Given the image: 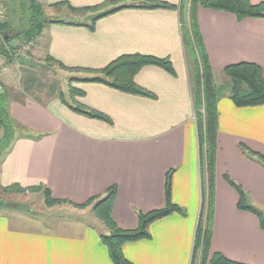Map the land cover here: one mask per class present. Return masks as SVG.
<instances>
[{"label": "crops", "instance_id": "1", "mask_svg": "<svg viewBox=\"0 0 264 264\" xmlns=\"http://www.w3.org/2000/svg\"><path fill=\"white\" fill-rule=\"evenodd\" d=\"M117 1L121 0H42L47 18L64 7L71 15L69 20L49 18L60 24L46 25L36 40L37 55L68 76L67 96L62 88L43 100L19 94L21 74L52 69L35 58L27 59L41 67L16 62L9 64L10 74L0 73L16 132L0 163V189L17 187L23 193L15 195L30 193L45 206L39 211H0V264H113L101 241L109 231L96 218L94 204L113 190V225L134 231L140 214L166 207L168 176L170 203L182 213L152 222L147 239L124 244L122 254L128 262L192 264L196 227L200 214L207 211L211 185L206 264L213 254L238 264H264V105L238 108L227 95L218 100L212 176L204 174L202 186L190 68L181 35L183 0H155L175 10L126 0L100 10L77 11ZM119 6L144 8L122 9L94 21ZM196 21L217 86L226 83L227 67L242 63L258 66L264 78V19L238 21L233 14L198 6ZM125 55L168 60L173 73L145 66L135 74L134 83L152 98L81 82L95 76L90 71ZM72 90L81 95H72ZM231 183L244 192L259 217L238 209ZM45 191L54 204H46ZM202 219L203 225L205 215Z\"/></svg>", "mask_w": 264, "mask_h": 264}, {"label": "trees", "instance_id": "2", "mask_svg": "<svg viewBox=\"0 0 264 264\" xmlns=\"http://www.w3.org/2000/svg\"><path fill=\"white\" fill-rule=\"evenodd\" d=\"M121 1L108 2L94 8H87L86 10L80 9L77 11L83 12L100 10L107 6L118 5L122 3ZM146 1L150 3V9H176V7L168 5L164 2L155 0ZM18 2L19 8L27 14V16L24 17L25 19L19 23V27H12V18L7 20V18L3 17L0 22V56L3 57V59H5L7 62H12L14 60L17 61L19 56L15 55L16 50L20 47V45L36 41L46 25L55 23L60 24V22H52L46 17L42 8V4L38 3L37 0H20ZM15 3H17L16 0H9L10 7H14ZM9 6L6 11L9 12L8 14L11 13L12 15H15L14 8H10ZM198 6L204 9L224 11L233 14L236 19L240 21L245 18L264 19V4L253 6L247 0H193L189 9L188 30L185 28L186 25L184 24L186 20L183 19L180 14L181 35L184 44V52L186 54L187 60L189 61L188 64L190 68V88L194 106V118L196 121L198 134V152L201 169L200 180L201 185L203 186L205 176L204 174H207L208 172L210 173V176H212L214 165L215 137L217 133L216 106L218 100L221 97L227 95L234 106L238 108L262 106L264 105V78L262 76V70L258 66L254 64L242 63L227 67L223 73L228 79V82L221 87L216 86L204 47L198 34L196 21V10ZM126 8L144 7L119 6L111 9V11L103 15L98 16L94 19V21ZM71 11L74 10L71 9ZM14 42L17 43L14 44ZM10 43H13V45H10ZM45 62L51 63V60L46 58ZM145 66H156L166 70L170 74L173 73L168 60H161L142 55H125L117 58L101 70L88 71L95 76L90 79H84L81 82L102 84L124 93L152 98L151 94L139 88L133 81L135 74ZM71 93L72 95H81V93H77L73 90ZM8 97V94L2 90V88H0V134L2 135L0 137V163L10 150L16 138L15 129L7 113ZM72 110L84 115H89L93 118L104 120V117L101 115L91 114L84 109L72 108ZM205 167L207 170L206 173L204 172ZM209 182L211 183L210 179ZM230 185L235 189L238 195V209L249 211L259 217L260 214L256 208L248 204V200L244 192L237 185L233 183ZM0 191L1 193H23V191L17 187L0 189ZM113 194L114 191L110 190L107 193V196L99 200L93 207L96 218L109 231L108 236H101V241L106 247L109 258L113 264H132L124 258L122 254V246L126 243L147 239L149 237L147 228L152 222L162 219L173 212L182 213V211L170 203V176H168L165 190L166 207L148 214H140L139 226L136 230L120 231L113 225L110 217ZM44 197L47 205L55 203L49 200V194L47 191L44 192ZM210 199L211 185L208 192V205L204 219L205 224L202 225L201 223L203 221L201 213L196 227L192 264H195L198 251H200L202 255L200 264H206L205 258L207 252L209 251L210 242ZM13 209L21 210L23 208L19 205L11 204L0 199V211ZM261 228H264V218L261 220ZM208 263L238 264L226 259L220 254H213Z\"/></svg>", "mask_w": 264, "mask_h": 264}, {"label": "rangeland", "instance_id": "3", "mask_svg": "<svg viewBox=\"0 0 264 264\" xmlns=\"http://www.w3.org/2000/svg\"><path fill=\"white\" fill-rule=\"evenodd\" d=\"M18 1H20V0H16L17 3L14 4V7H10L9 6V0H1L2 8H3V10H2L3 16L2 17L7 18V20H9V18H12V21H13L12 27L13 28H18L19 23H21V21H23V19H25L24 17L27 16V14L24 13V11H22L19 8V5H18L19 2ZM37 1H38V3L42 4V0H37ZM192 1L193 0H183L181 5H180V14H181L182 18L186 20V22L184 24L186 25L185 28L187 30L189 29L188 17H189V9H190V6L192 5ZM8 6L10 8H14L15 15H12L11 13L8 14L9 12L6 11ZM46 12H48V11H46ZM54 12L56 14L53 13V14H51V16L48 15V16H50L49 18L69 20L71 17L70 13L67 11V8H65V7L58 9ZM1 15H2V13H1ZM190 38H191V35H190ZM15 43H17V42H14V44ZM10 45H13V43H10ZM25 50L27 51V54H25L24 57L35 58L38 62H42V63L46 64V66L48 68H52V69H50V70L38 69V70H34V73H31V74H21L20 75V81L21 82H19V85H18L19 94H21L22 96H25V97L38 98V99L43 100V99L47 98V93H49L55 89L59 90L62 88L64 95L67 96L66 90L69 87L68 82H67L68 76L64 75V73L59 72V70L56 67L50 65L49 63H46L44 59H42L40 56L37 55L38 54L37 41L36 42L32 41V43H30V45L28 44V46L26 47ZM1 59H2V64L0 65V73H4L1 71V69L6 67L5 72H8L10 74L12 66H10L9 64L11 61L10 62H7V61L3 62V57ZM11 63H16V61H12ZM188 63H189V61H188ZM5 74H7V73H5ZM16 79L17 78H15V81H16ZM224 79H226V83H227L228 79L226 78V76L224 77ZM17 83L18 82H14V84H17ZM69 83H73V82H69ZM224 84H225V82L222 83V85H224ZM222 85H218V87H221ZM26 86H27V88H26ZM1 136L2 135L0 134V137ZM32 196L33 195H30V193L29 194L25 193L22 195H15L14 193H11V192L1 193V191H0V199L5 201V202L15 204V205H19L23 209H28V210L32 209L34 211L43 210L45 207L43 205V203H41V201L39 199L32 197ZM202 202H203V199H202ZM25 205H26V207H24ZM91 206H93V205H90V207ZM263 211L264 210H262V213H264ZM204 215L205 214H203L202 217ZM263 217H264V214H263ZM96 226L99 229V231H100V227L104 230V228L101 225L97 224ZM201 259H202V255H201L200 251H198V254L196 255L195 264H200Z\"/></svg>", "mask_w": 264, "mask_h": 264}, {"label": "built area", "instance_id": "4", "mask_svg": "<svg viewBox=\"0 0 264 264\" xmlns=\"http://www.w3.org/2000/svg\"><path fill=\"white\" fill-rule=\"evenodd\" d=\"M3 8H2V4H1V0H0V22L2 20V16H3V12H2ZM2 13V15H1ZM30 43L32 42H29L27 44H22L20 45V47L16 50V55L15 56H19V57H24L25 54H27V51L25 50L26 47L28 46V44L30 45ZM27 45V46H26ZM6 61L5 59H3V62ZM15 61V60H14ZM17 62V61H16ZM2 72H5L6 71V67H4L3 69H1Z\"/></svg>", "mask_w": 264, "mask_h": 264}, {"label": "water", "instance_id": "5", "mask_svg": "<svg viewBox=\"0 0 264 264\" xmlns=\"http://www.w3.org/2000/svg\"><path fill=\"white\" fill-rule=\"evenodd\" d=\"M17 63L21 66H27L31 68L41 67L42 65L36 63L33 59H27L25 57H19Z\"/></svg>", "mask_w": 264, "mask_h": 264}]
</instances>
